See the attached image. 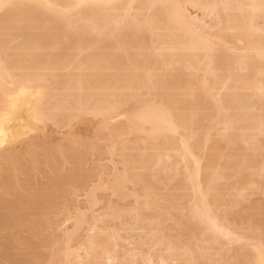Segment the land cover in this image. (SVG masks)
Returning <instances> with one entry per match:
<instances>
[{
    "label": "bare ground",
    "instance_id": "6f19581e",
    "mask_svg": "<svg viewBox=\"0 0 264 264\" xmlns=\"http://www.w3.org/2000/svg\"><path fill=\"white\" fill-rule=\"evenodd\" d=\"M0 264H264V0H0Z\"/></svg>",
    "mask_w": 264,
    "mask_h": 264
}]
</instances>
